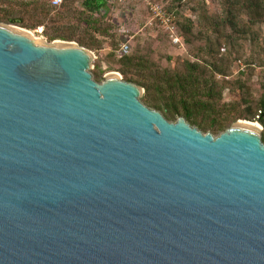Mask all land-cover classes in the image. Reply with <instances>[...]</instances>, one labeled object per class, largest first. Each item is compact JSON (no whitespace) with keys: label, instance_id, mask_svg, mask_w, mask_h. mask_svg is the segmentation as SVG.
I'll use <instances>...</instances> for the list:
<instances>
[{"label":"water","instance_id":"95a60500","mask_svg":"<svg viewBox=\"0 0 264 264\" xmlns=\"http://www.w3.org/2000/svg\"><path fill=\"white\" fill-rule=\"evenodd\" d=\"M0 22V264H264L262 126L214 136Z\"/></svg>","mask_w":264,"mask_h":264},{"label":"rangeland","instance_id":"374dc122","mask_svg":"<svg viewBox=\"0 0 264 264\" xmlns=\"http://www.w3.org/2000/svg\"><path fill=\"white\" fill-rule=\"evenodd\" d=\"M227 2L237 0H105L98 11L87 13L82 0H62L57 5L52 0H38L37 5H31L32 0H0V14L22 18L28 26L40 22L31 29L2 22L27 30L36 42H69L90 51L93 57L88 71L97 82L110 73L124 80V72L136 77H151L162 70L170 73L182 70L185 61L208 59L204 46L213 48L221 68L220 75L214 79V94L216 92L221 115L226 116L239 104L240 108L245 107L244 103L234 101L244 91L237 89L238 84L245 85L246 94L252 97L254 105L264 77V2L260 3L262 10L258 16L245 6L243 12L236 6L231 8L233 25L224 23ZM44 6L52 10L47 15ZM153 6L161 8L164 15L170 14L174 34L179 38L177 43L154 17ZM187 20L192 24L190 32L184 30ZM54 34L72 35L73 38L56 37L48 41L47 36ZM122 44L128 45V52L122 58L134 56V64L121 61L117 52ZM221 46L225 51L221 52ZM96 66L102 70L98 78L94 76L98 71ZM176 118L167 120L174 122ZM238 120L258 122L240 118L233 122ZM210 133L217 136L221 131Z\"/></svg>","mask_w":264,"mask_h":264},{"label":"trees","instance_id":"16d2710c","mask_svg":"<svg viewBox=\"0 0 264 264\" xmlns=\"http://www.w3.org/2000/svg\"><path fill=\"white\" fill-rule=\"evenodd\" d=\"M180 2L182 0H175ZM264 0H241L232 2L225 5V17L224 23L232 24L233 14L232 9L234 6L238 7L239 11L243 12V8H250L255 15L260 14L261 4ZM38 0H32L31 5H37ZM105 4V0H82V6L87 13L98 11ZM44 12L49 14L51 8L43 7ZM170 16V14L167 13ZM0 22H7L10 24H16L26 28H34L41 23L38 22L34 26H28L22 18L14 17L9 14H0ZM174 22V21H173ZM172 22V23H173ZM191 22L187 20L184 30L190 32ZM48 41H52L56 37L63 40H71L72 35H48ZM221 44H219L220 46ZM208 59H202L200 61H185L183 63L182 70H174L169 72L168 70H162L154 72L152 76L136 77L134 74L127 75L124 72V80L133 82L140 85L144 89L143 95L140 97V101L146 106L162 110L163 116L168 118H174L182 116L192 126L197 127L199 130L205 132L223 131L230 124L240 118L250 121H258L262 126L261 140L264 142V77L261 83V93L259 98L255 101L254 105L251 104L252 97L246 94L245 85L238 84V90H244L239 98H235L234 101L242 102L245 107L240 108V104L232 108V112L228 115H221V110L215 99L214 86L216 85L215 76L220 75L221 68L218 65L219 59L217 54L212 50L213 48H206ZM224 49V50H223ZM221 52L225 51V47H220ZM121 61H127L128 64H134V56H126ZM125 57V56H124ZM98 71L94 72L95 78L100 76L102 70L99 66H96ZM209 72V74L207 73ZM209 75V76H207ZM205 77H210L209 79ZM244 94V95H243ZM219 95V94H217ZM221 111V112H220ZM221 115V116H220Z\"/></svg>","mask_w":264,"mask_h":264},{"label":"built area","instance_id":"2783aa9c","mask_svg":"<svg viewBox=\"0 0 264 264\" xmlns=\"http://www.w3.org/2000/svg\"><path fill=\"white\" fill-rule=\"evenodd\" d=\"M61 1L62 0H52V3L57 5V4L61 3ZM151 9L154 12V17H156L159 21H161V23L165 27V30L170 33V38L172 39V41L174 43H177L179 41V38H178V36H176L174 34V25L172 23L171 17L166 15V14L164 15L162 13L161 8H158L157 6H153ZM127 52H128V45L127 44H122V46H120L117 54H118L119 57H121Z\"/></svg>","mask_w":264,"mask_h":264},{"label":"bare ground","instance_id":"6f19581e","mask_svg":"<svg viewBox=\"0 0 264 264\" xmlns=\"http://www.w3.org/2000/svg\"><path fill=\"white\" fill-rule=\"evenodd\" d=\"M110 74H114V73H110ZM240 124L246 125V126H255L256 125V124L248 122V121H240Z\"/></svg>","mask_w":264,"mask_h":264}]
</instances>
